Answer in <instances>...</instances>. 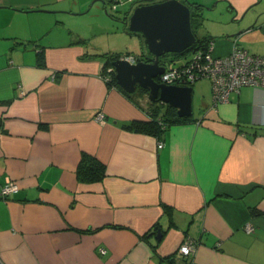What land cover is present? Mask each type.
Returning a JSON list of instances; mask_svg holds the SVG:
<instances>
[{
	"label": "crops",
	"instance_id": "0c3cea01",
	"mask_svg": "<svg viewBox=\"0 0 264 264\" xmlns=\"http://www.w3.org/2000/svg\"><path fill=\"white\" fill-rule=\"evenodd\" d=\"M180 1L214 56H264V0ZM111 2L0 0V191L18 185L0 196V264H163L186 238L194 252L175 264H264V88L214 105L200 79L188 121L159 136L126 129L164 109L154 118L147 95L104 80L103 55L118 53L65 30L78 17L107 27ZM82 155L105 166L102 181L77 180Z\"/></svg>",
	"mask_w": 264,
	"mask_h": 264
},
{
	"label": "water",
	"instance_id": "95a60500",
	"mask_svg": "<svg viewBox=\"0 0 264 264\" xmlns=\"http://www.w3.org/2000/svg\"><path fill=\"white\" fill-rule=\"evenodd\" d=\"M135 4L128 8L123 24L128 33L143 39L147 53L141 52V58L135 62L128 58L111 61L115 83L129 94L138 88L144 89L150 102L174 108L179 118L189 117L192 87L165 85L156 78L170 62L166 55L180 54L196 42L191 5L180 0Z\"/></svg>",
	"mask_w": 264,
	"mask_h": 264
},
{
	"label": "built area",
	"instance_id": "2783aa9c",
	"mask_svg": "<svg viewBox=\"0 0 264 264\" xmlns=\"http://www.w3.org/2000/svg\"><path fill=\"white\" fill-rule=\"evenodd\" d=\"M136 3V0H112L110 14H118V7L128 5V8ZM129 61L135 62L136 58L128 57ZM174 62V61H170ZM169 62V63H170ZM112 68L105 70L104 80L110 81ZM200 79H208L212 88L213 104L228 101L232 92H238L240 88L246 86L264 88V56L248 53L245 49L234 46L231 52L223 57L212 54V43H206L205 47L193 50L186 63L182 65L166 66V69L156 80L170 86H191ZM96 119L100 122L104 120V115L98 113ZM162 144H158L161 148ZM18 191V185L11 180H7L2 186L0 196L7 198ZM248 233L253 231L250 225L245 226ZM195 248V242L186 238L177 249L174 258H189ZM103 254L105 251L100 250Z\"/></svg>",
	"mask_w": 264,
	"mask_h": 264
},
{
	"label": "trees",
	"instance_id": "16d2710c",
	"mask_svg": "<svg viewBox=\"0 0 264 264\" xmlns=\"http://www.w3.org/2000/svg\"><path fill=\"white\" fill-rule=\"evenodd\" d=\"M196 17H197V14L195 13L194 10H192L191 25H192L193 33H194V26L192 22L196 20ZM124 30H127L126 27L124 28ZM129 34L132 35L133 33H129ZM141 40L144 43L142 38ZM205 45L206 43L204 42V40L196 38L195 44H193L190 48H188L187 50H185L184 52L180 54H174V55H182V54L191 53L193 50L197 48L205 47ZM103 57L105 59L104 70H106L107 68L111 67L110 66L111 61L122 57V55L121 54H110V55L105 54L103 55ZM135 58L136 60H139L141 56L137 55ZM110 76H111L110 78L112 80V83L115 86H117L114 80V73H111ZM120 90L129 97H139L138 95L140 96L147 95V91L141 88L136 89L135 92L132 94L126 93L122 89ZM149 105L151 109V114L154 118H157L158 115L160 114V111L164 109L162 115L160 116V119L158 120L152 119L150 121H133L129 125L125 126V128L128 130L134 131V132H140V133H144V134H148L152 136H159L168 125L175 124V123H182V122L189 120V118H179L176 115V112L173 108L164 106L159 102L153 103L149 101ZM105 176H106L105 166L102 163H100L98 160H96L92 156L82 155L80 162L78 164L77 170H76V177L79 182H82V183L100 182L104 179ZM161 260L163 264H175L173 257L161 258Z\"/></svg>",
	"mask_w": 264,
	"mask_h": 264
},
{
	"label": "rangeland",
	"instance_id": "374dc122",
	"mask_svg": "<svg viewBox=\"0 0 264 264\" xmlns=\"http://www.w3.org/2000/svg\"><path fill=\"white\" fill-rule=\"evenodd\" d=\"M118 11L120 14H115L113 17L115 21H112L111 24L106 25L101 21H96L94 24L88 22V20L83 17H78L77 19H72L70 22H65V30L68 32H72L74 36H80V38L87 39L90 46L97 45L102 51H107L110 53H118L121 55L130 53L136 54L138 56L141 55V52L147 53L146 48L141 45V37L137 34H129L126 30H124L125 25L119 21L124 17V13L128 11V5H123L122 7H118ZM109 20H112L108 17ZM194 26V31L196 33L194 21L192 22ZM97 30L95 31V28ZM90 31V35L88 36V32ZM173 54L166 55V59H170ZM173 62H168L166 66H173ZM196 88L192 93V108L195 112L197 110V102L200 98L201 92L207 89L206 85L203 88L201 86L203 84H196ZM199 87V89H198Z\"/></svg>",
	"mask_w": 264,
	"mask_h": 264
}]
</instances>
